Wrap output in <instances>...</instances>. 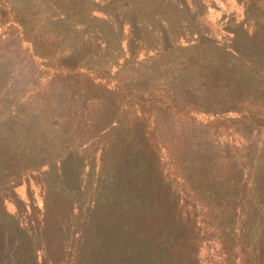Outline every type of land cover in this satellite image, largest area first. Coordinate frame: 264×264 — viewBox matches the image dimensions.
Returning <instances> with one entry per match:
<instances>
[{"label": "trees", "instance_id": "16d2710c", "mask_svg": "<svg viewBox=\"0 0 264 264\" xmlns=\"http://www.w3.org/2000/svg\"><path fill=\"white\" fill-rule=\"evenodd\" d=\"M212 2L0 0L5 251L11 239L31 264H264V28L251 0L214 27Z\"/></svg>", "mask_w": 264, "mask_h": 264}, {"label": "rangeland", "instance_id": "374dc122", "mask_svg": "<svg viewBox=\"0 0 264 264\" xmlns=\"http://www.w3.org/2000/svg\"><path fill=\"white\" fill-rule=\"evenodd\" d=\"M95 1L97 3H100L101 5H104L106 3L110 4L111 2L113 4H115V3L118 4L119 2H121V0H95ZM206 1L208 2L210 0H205V2ZM214 1L215 2H212V3L218 4V6L220 7V10L219 11L218 10H212V12H211L210 20H211V22H213V24H212L213 26H214V23L221 20L225 16L228 17L232 13L234 14V16L237 15V16H241V17L245 13V10H244L245 5L236 6L233 3V0H214ZM250 18H252L255 21V24L258 26L259 30H262L261 26H263V28H264V0H251V3L249 5V12L247 15V19H250ZM228 21L229 20H226V18L224 19L225 24H227ZM255 24H253V27ZM249 25H251L250 22H249ZM214 27H216V26H214ZM254 29H255V27H254ZM249 30L251 32H255V30H252V28L250 26H249ZM226 37H228V36L225 35L224 41H226V43H228V38H226ZM259 41H260V43H258L259 45L257 46L258 49L264 50V29L260 33ZM245 42L243 41L242 45L248 47V45H247L248 41H245ZM15 74L17 75L16 72H15ZM27 74H28L27 71L23 72V75H25V78H26ZM25 82H26V80L23 81L21 88L17 87V91L20 93V95H23L22 93H26L31 87L29 85V83L27 85ZM17 103H20V97L17 98V96H16L14 99H12V104H14L16 106ZM4 109L6 110L7 107L3 108V110L0 111V115L3 114V112L5 111ZM31 190H33V188H31ZM34 192L38 193L37 191H34ZM29 195H30V192H29V190H27V187L21 186V187L17 188V197L15 199L18 203H22V204L24 203L26 205H30L31 201L29 199L30 198ZM36 202L39 205H41L42 204L41 197H39ZM29 207L30 208L28 209V213H27L26 212L27 210L22 211L21 209H19L15 202L9 201L8 205H7V210L12 214L17 215L21 220L26 221V218L32 214L31 210H30V209H32V207L31 206H29ZM19 241H18V243H19ZM8 244H9V250L8 251H5V249L3 247V243L0 244V264H11L12 262L14 264H31V261H29L27 257H26L27 258V260H26L23 253L21 256L13 254V252L10 249V246L12 244L11 239L8 241ZM10 252H12V253H10ZM8 260L10 261V263ZM41 260L42 259L39 260V264L41 263Z\"/></svg>", "mask_w": 264, "mask_h": 264}]
</instances>
